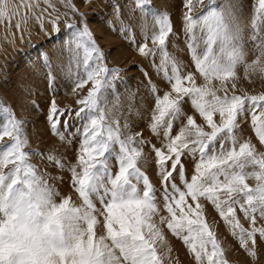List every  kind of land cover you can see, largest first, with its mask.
<instances>
[{
    "label": "snow or ice",
    "instance_id": "1",
    "mask_svg": "<svg viewBox=\"0 0 264 264\" xmlns=\"http://www.w3.org/2000/svg\"><path fill=\"white\" fill-rule=\"evenodd\" d=\"M44 3L55 10L51 0ZM21 5L26 11L16 22L17 29L26 27L30 16L41 27L46 19L53 25L59 20V16L51 13L46 16L47 8L32 11L33 5L25 4L24 0ZM68 6L74 8L71 4ZM186 7L188 46L195 69L204 78L202 85L196 83L193 73L182 74L179 62L165 50L166 38L172 32L168 13H152L159 26L152 39L164 53L160 68L176 93L175 97L170 93L157 96L150 126L153 133L159 135L162 129L168 138L167 152L155 148L164 183V208L169 214L161 216L160 223L166 222L167 228L182 239L194 254L196 264H228L224 250L206 221L200 198L214 205L240 246L249 255L256 256L257 235L264 240V227H256L257 216L264 218V153H257L250 141L238 143L236 130L240 127V118L250 115L255 135L264 145V93L237 95L233 91L229 95L228 82L237 78L236 69L240 64L245 65L246 71L252 69L264 74V62L259 57L251 64L245 61L238 15L242 7L240 0H220L217 6L197 17L191 15L192 0H187ZM254 8L256 15L250 39L257 41L260 56H264V35L260 30V25L264 24V0H258ZM17 14L12 0H0V20L10 21ZM198 28L204 44L202 54L198 52ZM76 35L79 39L90 34L85 26ZM139 52L149 55L152 50L145 43L140 45ZM102 57L94 41L90 47L85 45L86 77L76 83L77 88L92 83L87 95L77 101L83 107L76 111L77 118L87 113L78 156L80 171L72 168V184L82 200L80 205L72 204L70 197L57 203V193L37 175L28 160L29 153L23 150L27 140L21 138L22 122L10 116L0 125V140L11 137L8 143L0 144V264H163V257L157 251V241L163 242L164 237L154 221L159 210L155 190L148 176L137 166L142 150L134 146L135 137L121 138L118 124L114 128L104 123L101 105L106 98L102 94L112 86L107 73L118 69H108L99 63L95 68L89 67L93 58L99 61ZM214 80L219 81L218 88L213 85ZM235 88L233 82L231 89ZM152 90L156 91L154 86ZM220 90L223 95L217 94ZM185 99H190L191 106L211 131H205L189 115L186 125L175 136L171 135ZM71 111L57 108L53 100L49 114L52 128L57 127L65 112ZM217 114L219 124L214 120ZM226 140L229 147H225ZM116 145L119 168L112 173L108 159ZM186 152L191 156L199 153V162L190 180L182 163ZM166 164L170 167H165ZM249 167L251 171L247 170ZM177 173L183 187L176 183L174 174ZM250 177L257 181L254 187L247 182ZM96 201L101 205L99 209ZM237 205L250 221V228L240 223ZM98 227L103 229V235H97Z\"/></svg>",
    "mask_w": 264,
    "mask_h": 264
},
{
    "label": "rangeland",
    "instance_id": "2",
    "mask_svg": "<svg viewBox=\"0 0 264 264\" xmlns=\"http://www.w3.org/2000/svg\"><path fill=\"white\" fill-rule=\"evenodd\" d=\"M240 2L242 7L238 15L243 30L245 61L251 64L259 57L264 62V56H260L257 48V41L250 39L256 15L254 5L258 0ZM12 3L17 7L18 14L13 15L10 21L7 18L0 20V125L10 116L21 121V138L27 140L23 150L29 153L28 160L35 167L37 175L57 193V203L70 197L72 204L80 205L82 200L72 184V168L80 171L78 156L87 113L77 118L76 111L83 107L77 101L87 95L92 83L89 82L82 88H77L76 83L86 77L83 48L85 45L90 47L94 41L103 57L99 61L93 58L89 67L95 68L99 63L108 69H118L107 73L112 86L102 94L106 98L101 105L105 115L104 123L114 128L118 124L121 138L135 137L134 146L142 150L137 166L148 176L155 190L159 210L154 221L164 237L163 242L157 241L158 254L163 257V264H196L194 254L182 239L167 228L166 222L160 223V217H168L169 214L164 208V183L155 148L167 152L168 138L163 135L162 129L157 135L150 127L157 96L163 97L165 93L176 96L171 82L165 78L160 68L164 53L158 42L154 43L152 39L153 34L159 31L153 12H167L170 17L172 32L167 36L165 45L168 56L179 62L182 74L191 72L198 85L205 83L195 69L188 46L189 34L185 31L184 21V16L188 14L187 0H143V3L140 0H51L55 10L46 5L44 0H24L25 4L33 5L32 11L40 12L47 8L45 15L51 13L59 16V20L53 25L46 19L41 27L30 16L22 30L15 25L26 9L21 5V0H12ZM219 3L220 0H192L191 15L197 17ZM37 4L38 7L35 6ZM69 4L74 8L69 7ZM85 26L90 35L78 39L77 32L82 31ZM260 30L261 35H264V24L260 25ZM196 36L198 52L202 54L204 44L199 28ZM145 43L152 50L149 55L139 52L140 45ZM167 67L170 74V64ZM236 74L237 78L228 82L229 95L233 91L237 95L264 93V74L252 69L246 71L244 64L237 66ZM233 82L236 84L234 90L231 89ZM213 85L218 88L219 81L214 80ZM153 86L155 92L152 90ZM217 94L224 93L220 90ZM53 100L57 108L72 110L59 118L60 122L55 129L49 119ZM181 108V116L173 123L172 136L186 125L189 115L205 131H211L203 117L191 106L190 99H185ZM214 120L220 123L218 114L214 116ZM239 124L240 127L236 130L238 143L250 141L257 153H264V145L259 142L253 130L251 116L246 114L240 118ZM137 133L140 135L137 136ZM10 140L11 137L6 136L0 140V144H6ZM229 146L230 143L226 140L225 147ZM114 147L115 152L108 159V168L112 173H116L119 168V161L116 159L119 147ZM197 162L199 153L191 156L186 152L182 157L188 180L194 174ZM165 167H170V164ZM247 170L252 169L249 167ZM174 175L178 186L183 187L178 173ZM247 182L253 187L257 183L251 177ZM139 186L142 188V181ZM200 203L204 206L206 221L224 250L228 264H264V240L259 235L255 245L256 256H251L240 246L238 238L232 235L230 226L220 217L214 205L205 198H200ZM96 206L98 209L101 207L98 201ZM236 208L240 223L245 228H250V221L239 211L238 205ZM256 227H264V218L257 216ZM103 234V229L98 227L97 235ZM249 246L252 247L251 244Z\"/></svg>",
    "mask_w": 264,
    "mask_h": 264
}]
</instances>
